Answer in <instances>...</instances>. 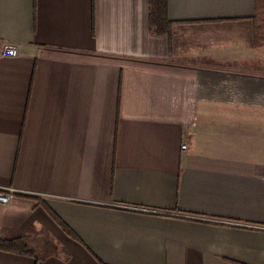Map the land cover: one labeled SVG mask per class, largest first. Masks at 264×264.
Listing matches in <instances>:
<instances>
[{
    "label": "crops",
    "instance_id": "1",
    "mask_svg": "<svg viewBox=\"0 0 264 264\" xmlns=\"http://www.w3.org/2000/svg\"><path fill=\"white\" fill-rule=\"evenodd\" d=\"M166 1L0 0V264H264L258 0Z\"/></svg>",
    "mask_w": 264,
    "mask_h": 264
},
{
    "label": "trees",
    "instance_id": "2",
    "mask_svg": "<svg viewBox=\"0 0 264 264\" xmlns=\"http://www.w3.org/2000/svg\"><path fill=\"white\" fill-rule=\"evenodd\" d=\"M151 24L156 34H166L170 31L172 23L167 17V1L166 0H151ZM259 5V0H258ZM23 241L15 242H0V248H7L14 251L18 248H24ZM23 251V250H22Z\"/></svg>",
    "mask_w": 264,
    "mask_h": 264
},
{
    "label": "built area",
    "instance_id": "3",
    "mask_svg": "<svg viewBox=\"0 0 264 264\" xmlns=\"http://www.w3.org/2000/svg\"><path fill=\"white\" fill-rule=\"evenodd\" d=\"M19 55V48L15 45H5L0 48V58H16ZM187 146H183L185 150ZM11 202L10 195L0 193V205H8Z\"/></svg>",
    "mask_w": 264,
    "mask_h": 264
},
{
    "label": "rangeland",
    "instance_id": "4",
    "mask_svg": "<svg viewBox=\"0 0 264 264\" xmlns=\"http://www.w3.org/2000/svg\"><path fill=\"white\" fill-rule=\"evenodd\" d=\"M260 11L258 14V23L264 31V0H259Z\"/></svg>",
    "mask_w": 264,
    "mask_h": 264
}]
</instances>
